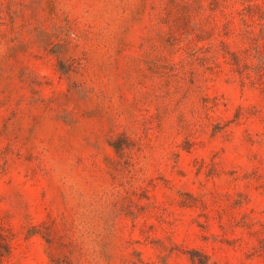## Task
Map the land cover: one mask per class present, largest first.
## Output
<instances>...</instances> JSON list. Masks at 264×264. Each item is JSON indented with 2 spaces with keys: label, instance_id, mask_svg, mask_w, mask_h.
I'll return each mask as SVG.
<instances>
[{
  "label": "rangeland",
  "instance_id": "rangeland-1",
  "mask_svg": "<svg viewBox=\"0 0 264 264\" xmlns=\"http://www.w3.org/2000/svg\"><path fill=\"white\" fill-rule=\"evenodd\" d=\"M0 264H264V0H0Z\"/></svg>",
  "mask_w": 264,
  "mask_h": 264
}]
</instances>
